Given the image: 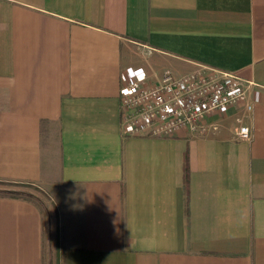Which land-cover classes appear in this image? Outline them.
<instances>
[{
  "label": "crops",
  "instance_id": "crops-1",
  "mask_svg": "<svg viewBox=\"0 0 264 264\" xmlns=\"http://www.w3.org/2000/svg\"><path fill=\"white\" fill-rule=\"evenodd\" d=\"M199 65L251 82L253 110L125 136L128 83ZM0 180L54 203L61 264H264V0H0ZM45 243L39 203L0 195V264Z\"/></svg>",
  "mask_w": 264,
  "mask_h": 264
},
{
  "label": "built area",
  "instance_id": "built-area-1",
  "mask_svg": "<svg viewBox=\"0 0 264 264\" xmlns=\"http://www.w3.org/2000/svg\"><path fill=\"white\" fill-rule=\"evenodd\" d=\"M252 83L237 72L199 65L191 72L175 75L166 70L158 82L135 79L121 98V124L125 136L168 138L182 129L204 134L210 129L209 115L232 105L248 102ZM252 130L242 124L237 139L250 140Z\"/></svg>",
  "mask_w": 264,
  "mask_h": 264
},
{
  "label": "rangeland",
  "instance_id": "rangeland-1",
  "mask_svg": "<svg viewBox=\"0 0 264 264\" xmlns=\"http://www.w3.org/2000/svg\"><path fill=\"white\" fill-rule=\"evenodd\" d=\"M16 192L17 196L34 199L39 203L45 213L46 221V264H61V256L58 248L59 232L55 220V206L51 199L41 190L39 185H11L0 182V194L7 195ZM52 212V213H51ZM60 259V263H59Z\"/></svg>",
  "mask_w": 264,
  "mask_h": 264
},
{
  "label": "trees",
  "instance_id": "trees-1",
  "mask_svg": "<svg viewBox=\"0 0 264 264\" xmlns=\"http://www.w3.org/2000/svg\"><path fill=\"white\" fill-rule=\"evenodd\" d=\"M1 183H5V184H11V185H24V186H30V185H33V184H28V183H18V182H11V181H1ZM16 192H10L9 194L7 195H4V194H0V195H3V196H11V197H21V196H17V194H15ZM58 248H59V251L60 253L62 252L61 251V248H60V241L58 242ZM59 263H60V259H59Z\"/></svg>",
  "mask_w": 264,
  "mask_h": 264
}]
</instances>
